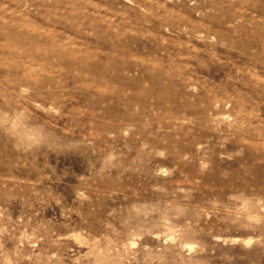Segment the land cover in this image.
Here are the masks:
<instances>
[{"label":"rangeland","instance_id":"rangeland-1","mask_svg":"<svg viewBox=\"0 0 264 264\" xmlns=\"http://www.w3.org/2000/svg\"><path fill=\"white\" fill-rule=\"evenodd\" d=\"M0 264H264V0H0Z\"/></svg>","mask_w":264,"mask_h":264}]
</instances>
